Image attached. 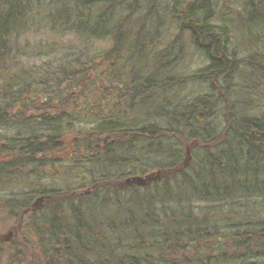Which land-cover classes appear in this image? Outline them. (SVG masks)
I'll use <instances>...</instances> for the list:
<instances>
[{"label": "trees", "instance_id": "1", "mask_svg": "<svg viewBox=\"0 0 264 264\" xmlns=\"http://www.w3.org/2000/svg\"><path fill=\"white\" fill-rule=\"evenodd\" d=\"M0 264H264V0H0Z\"/></svg>", "mask_w": 264, "mask_h": 264}, {"label": "water", "instance_id": "2", "mask_svg": "<svg viewBox=\"0 0 264 264\" xmlns=\"http://www.w3.org/2000/svg\"><path fill=\"white\" fill-rule=\"evenodd\" d=\"M159 175V173H158ZM158 176H142V175H137L134 176L132 178H129L127 181L129 184H136V185H140V186H146L148 184L149 181L155 180L157 179ZM40 202L41 204H43L44 201V196L40 197Z\"/></svg>", "mask_w": 264, "mask_h": 264}, {"label": "rangeland", "instance_id": "3", "mask_svg": "<svg viewBox=\"0 0 264 264\" xmlns=\"http://www.w3.org/2000/svg\"><path fill=\"white\" fill-rule=\"evenodd\" d=\"M236 43H237V45H239V46L242 45L241 41H237ZM73 144H74V143H73ZM10 228H11V227L7 228V229L4 231V238H5L6 240L10 239L8 236H12V233H13V232H11Z\"/></svg>", "mask_w": 264, "mask_h": 264}]
</instances>
